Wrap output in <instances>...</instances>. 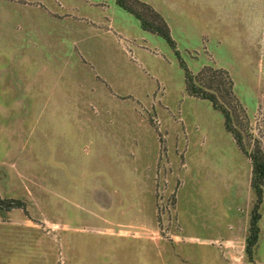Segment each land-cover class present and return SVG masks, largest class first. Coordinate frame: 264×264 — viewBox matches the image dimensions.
Returning <instances> with one entry per match:
<instances>
[{"label": "rangeland", "instance_id": "1", "mask_svg": "<svg viewBox=\"0 0 264 264\" xmlns=\"http://www.w3.org/2000/svg\"><path fill=\"white\" fill-rule=\"evenodd\" d=\"M141 1L174 47L116 0H0V264H264V187L249 255L248 151L183 67L227 70L264 155V0Z\"/></svg>", "mask_w": 264, "mask_h": 264}, {"label": "trees", "instance_id": "2", "mask_svg": "<svg viewBox=\"0 0 264 264\" xmlns=\"http://www.w3.org/2000/svg\"><path fill=\"white\" fill-rule=\"evenodd\" d=\"M116 2L137 16L144 28L158 32L171 46H175L165 20L149 4L141 0H116ZM135 4L146 6V8H148L153 14L155 21L148 20ZM183 67L185 69V87L187 92L197 97L209 99L213 107L219 109L223 113L225 127L232 132L239 147L244 151H248V156L252 164L250 185L255 195V201L251 208L249 219V243L246 246V251L250 255L252 244L257 237V219L259 216L258 207L261 202L264 187V155L260 146V141L254 138V142L250 149L244 147L239 120V113L244 112V109L234 95L232 78L227 70L221 67L204 65L198 71L193 73L188 70L184 64ZM8 205L14 206L15 204Z\"/></svg>", "mask_w": 264, "mask_h": 264}, {"label": "crops", "instance_id": "3", "mask_svg": "<svg viewBox=\"0 0 264 264\" xmlns=\"http://www.w3.org/2000/svg\"><path fill=\"white\" fill-rule=\"evenodd\" d=\"M86 100H87V98H86Z\"/></svg>", "mask_w": 264, "mask_h": 264}]
</instances>
